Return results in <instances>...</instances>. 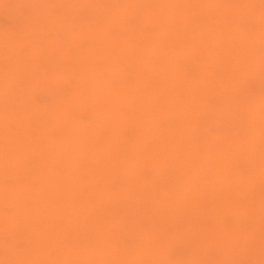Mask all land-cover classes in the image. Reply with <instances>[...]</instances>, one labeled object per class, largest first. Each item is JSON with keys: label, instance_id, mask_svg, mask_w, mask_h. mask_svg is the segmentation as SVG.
I'll list each match as a JSON object with an SVG mask.
<instances>
[{"label": "rangeland", "instance_id": "1", "mask_svg": "<svg viewBox=\"0 0 264 264\" xmlns=\"http://www.w3.org/2000/svg\"><path fill=\"white\" fill-rule=\"evenodd\" d=\"M0 114V264H264V0H0Z\"/></svg>", "mask_w": 264, "mask_h": 264}, {"label": "bare ground", "instance_id": "2", "mask_svg": "<svg viewBox=\"0 0 264 264\" xmlns=\"http://www.w3.org/2000/svg\"><path fill=\"white\" fill-rule=\"evenodd\" d=\"M163 8H164V7H163ZM157 10H158V8H157ZM38 24H39V23H38ZM36 25H37V24H36ZM91 30H92V29H91ZM91 30H90V31H91ZM93 30H94V29H93ZM93 30H92V31H93ZM81 31H82V30H81ZM79 32H80V31H79ZM83 32H84V31H83ZM87 32H88V30H87ZM93 32H96V31L94 30ZM76 33H77V32H75V35H76ZM81 33H82V32H81ZM81 33L78 34V36L81 35ZM97 33H98V32H96V34H97ZM88 34H89V32H88ZM92 34H93V33H92ZM105 34H106V33H105ZM73 35H74V34H72V36H73ZM101 35H102V32H101ZM106 35H107V34H106ZM106 35H104V36H106ZM78 36H76V37L78 38ZM86 36L88 37V35H86ZM91 36H92V35L90 34V37H91ZM94 36H96V35H94ZM94 36H92V38H93ZM102 36H103V35H102ZM79 37H80V36H79ZM98 37H99V35H98ZM69 38H70V37H69ZM99 38L101 39V37H99ZM94 39H95V37H94ZM107 39H108V37L106 38V40H107ZM95 40H96V39H95ZM102 40H103V39H102ZM70 41H71V39L68 41V43H69ZM73 41H75L74 43H76V41H77L76 38H75V40H72V42H73ZM89 42H90V41H89ZM99 42H100V41H99ZM99 42H98V43H99ZM107 42H108V41H107ZM107 42H106V43H107ZM143 42H145V40H144ZM146 42H147V41H146ZM146 42H145V43H146ZM148 42H149V41H148ZM64 43H65V42H64ZM103 43H104V42H103ZM110 43H112V42H110ZM65 44H66V43H65ZM91 44H92V41H91ZM94 44H95V41H94ZM74 45H76V44H74ZM95 45H99V44H95ZM111 45H112V44H111ZM111 45H108V46H111ZM88 46H90V44H88ZM92 46H93V45H92ZM94 47H95V46H94ZM72 48H74V46H72ZM138 48H139V47H138ZM141 48H142V46H141ZM88 49H89V48H88ZM92 49H93V51H94V48H93V47H92ZM102 49H103V48H102ZM104 49H105V48H104ZM106 49H107V48H106ZM139 49H140V48H139ZM99 50H100V49H99ZM103 51H104V50H103ZM103 51H102V53H103ZM107 51H109V50H106V52H107ZM111 51H112V50H111ZM143 51H144V50H143ZM143 51H142V52H143ZM77 52H78V51H77ZM86 52H87V51H86ZM97 52H98V51H97ZM98 53H99V52H98ZM73 54H74V53H73ZM76 54H77V53H76ZM84 54H86V53H84ZM92 54H93V53L91 52V55H92ZM107 54H108V52H107ZM110 54H111V53H110ZM115 54H116V52H115ZM122 54H123V53H122ZM63 55H64V54H63ZM93 55H95V54H93ZM97 55H99V54H97ZM104 55H105V53H104ZM108 55H109V54H108ZM35 56H36V53H35ZM82 56H83V54H82ZM84 56H86V55H84ZM84 56H83V57H84ZM87 56H88V52H87ZM109 56H110V55H109ZM112 56H113V55H112ZM114 56H115V55H114ZM118 56H119V55H118ZM124 56H125V55H124ZM36 57H37V56H36ZM64 57H66V56L64 55L63 58H64ZM74 57H75V55H74ZM107 57H108V56H107ZM115 57H116V56H115ZM50 58H51V57H50ZM50 58H49V59H50ZM78 58H79V57H78ZM109 58H111V57H109ZM120 58H121V57H120ZM123 58H124V57H123ZM125 58H126V57H125ZM38 59H39V58H38ZM80 59H81V58H80ZM126 59H127V58H126ZM126 59H125V60H126ZM47 60H48V59H47ZM77 60H78V59H77ZM81 60H82V59H81ZM81 60H80V61H81ZM48 61H49V60H48ZM110 61H111V59H110ZM112 61H113V60H112ZM114 61H116V60H114ZM76 62H78V61H76ZM81 62H82V61H81ZM81 62H80V63H81ZM80 63H79V65H80ZM76 64H77V63H76ZM112 64H113V63H112ZM112 64H111V66H115V65H112ZM115 64H116V63H115ZM79 65L77 64L76 66H79ZM82 65H83V64H82ZM82 65H81V66H82ZM85 65H86V64H84L83 66H85ZM111 66H110V67H111ZM79 67H80V66H79ZM108 67H109V66H108ZM90 68H91V67H90ZM85 69H86V68H85ZM88 69H89V68H88ZM76 70H77V69H76ZM90 70H92V69H90ZM88 71H89V70H88ZM94 71L96 72L97 70H92L91 72H94ZM99 71H100V70H99ZM15 72H16V71H15ZM38 72H39V71H38ZM111 72H113V71H111ZM36 73H37V72H36ZM50 73H51V72H49V74H50ZM65 73H66V72H65ZM78 73H81V74H82V71H81V72L79 71ZM84 73H85V71H84ZM102 73H103V72H102ZM114 73H116V71H115ZM39 74H40V73H38V75H39ZM41 74H43V73H41ZM41 74H40V75H41ZM49 74H48V75H49ZM59 74H60V73H59ZM99 74H100V73H99ZM118 74H119V73H118ZM118 74H117V75H118ZM7 75H8V74H7ZM13 75H14V77H15V74H13ZM36 75H37V74H36ZM44 75H45V74H44ZM52 75H54V74H52ZM52 75H51V78H54V76L52 77ZM55 75H57V73H56ZM63 75H64V74H63ZM66 75H67V73H66ZM68 75H69V74H68ZM90 75H91V74H90ZM95 75H96V74H95ZM111 75H112V74H111ZM117 75H116V76H117ZM41 76H43V75H41ZM58 76H59V75H58ZM58 76H56V77H58ZM64 76H65V75H64ZM64 76H63V77H64ZM69 76H70V75H69ZM118 76H119V75H118ZM3 77H4V76H3ZM14 77H12V79H13ZM24 77H25V76H24ZM34 77H35V76H34ZM63 77H62V78H63ZM72 77H75V76L73 75ZM76 77H77V76H76ZM86 77H87V75H86ZM89 77H91V76H89ZM119 77H120V76H119ZM5 78H6V77H5ZM32 78H33V77H32ZM37 78H38V77H37ZM46 78H47V77H46ZM48 78H49V77H48ZM84 78H85V77H84ZM96 78H97V77H96ZM103 78L106 79L105 77H102V79H103ZM54 79H55V78H54ZM67 79H68V77H67ZM79 79H82V77H81V78L79 77ZM87 79H88V78H87ZM87 79H86V80H87ZM64 80H66V77H65ZM71 80H72V79H71ZM86 80H85V81H86ZM88 80H89V79H88ZM26 81H28V80H26ZM47 81H48V79H46L45 82H47ZM52 81H53V80H52ZM56 81H58V80H56ZM76 81H77V80H76ZM78 81H79V80H78ZM103 81H105V80H103ZM116 81H117L118 84H119V81H118V80H116ZM4 82H5V81H4ZM43 82H44V81H43ZM45 82H44V83H45ZM48 82H49V81H48ZM59 82L62 83V81H59ZM66 82H67V80H66ZM79 82H80V81H79ZM83 82H84V81H83ZM83 82H82V83H83ZM89 82H92V81H89ZM89 82H88V83H89ZM108 82H109V81H108ZM64 83H65V81H64ZM71 83H72V81H71ZM84 83H85V82H84ZM86 83H87V81H86ZM110 83H111V82H110ZM68 84H69V83H68ZM68 84H66V85H68ZM90 84H91V83H90ZM92 84H94V82H93ZM92 84H91V85H92ZM96 84H97V83H96ZM41 85H42V84H41ZM64 85H65V84H64ZM69 85H70V84H69ZM73 85H74V84H72V86H73ZM79 85H80V83H79ZM99 85L101 86L100 83H99ZM114 85H115V84H114ZM57 86H59V85H57ZM74 86H75V85H74ZM74 86H73V87H74ZM89 86H90V85H89ZM92 86H94V85H92ZM100 86H99V87H100ZM102 86H104V84H102ZM119 86H120V85H119ZM81 87H83V86L81 85ZM86 87H88V86H86ZM109 87H110V86H109ZM109 87H108V88H109ZM114 87H115V86H114ZM53 88H54V87H53ZM57 88H58V87H57ZM61 88H62V87H61ZM61 88H60V89H61ZM66 88H68V87H66ZM66 88H65V89H66ZM70 88H72V87L70 86ZM74 88H76V87H74ZM88 88H90V87H88ZM92 88H93V87H92ZM104 88H105V87H104ZM108 88H107V89H108ZM121 88H122V87H121ZM72 89H73V88H72ZM115 89H116V87H115ZM123 89H124V88H123ZM123 89L121 90V93L123 92ZM75 90H76V89H75ZM89 90H90V89H89ZM113 90H114V89H113ZM119 90H120V89H119ZM7 91H8V90H7ZM73 91H74V89L72 90V93H73ZM76 91H77V90H76ZM70 92H71V91H70ZM97 92H98V91H97ZM97 92H96V93H97ZM105 92H106V91H105ZM109 92H110V91H109ZM59 93H60V92H59ZM59 93H58V94H59ZM61 93H62V92H61ZM67 93H68V94H66V95H69V92H67ZM102 93H103V91H102ZM113 93H114V92H113ZM116 93H117V92H116ZM119 93H120V92H119ZM125 93H127V92H125ZM125 93H124V94H125ZM62 94H63V93H62ZM94 94H95V92H94ZM25 95H26V94H25ZM60 95H61V94H60ZM86 95H87V94H86ZM160 95H161V94H160ZM23 96H24V95H23ZM64 96H65V95H64ZM64 96H62V98H63ZM79 96H81V95H79ZM98 96H99V95H98ZM104 96H105V95H104ZM113 96H114V94H113ZM127 96H128V95H127ZM131 96H132V95H130V97H131ZM135 96H136V95H135ZM138 96H139V95H138ZM145 96H146V95H145ZM88 97H89V96H88ZM92 97H93V96H92ZM95 97H96V96H95ZM101 97H103V96H101ZM101 97H100V98H101ZM124 97H125V99H126V96H125V95H124ZM156 97H157V96H156ZM158 97H159V96H158ZM158 97H157V98H158ZM26 98H27V97H26ZM26 98H25V99H26ZM59 98H60V96H59ZM85 98H87V96L84 97V99H85ZM100 98H99V100H100ZM122 98H123V97H121V99H122ZM112 99L114 100V98H111V100H112ZM125 99H124V100H125ZM130 99H131V98H130ZM135 99H136V98H135ZM135 99H134V100H135ZM142 99H143V98H142ZM68 100H69V99H68ZM74 100H75V99H74ZM81 100H82V97H81ZM106 100H107V99H106ZM106 100H105V101H106ZM116 100H118V99L116 98ZM124 100H122V101H124ZM128 100H129V99H127V100L125 101V103H126V102L128 103ZM64 101H65V100H64ZM90 101H91V100H90ZM151 101H153V100H151ZM151 101H148L149 105H150ZM60 102H61V101H60ZM81 102H82V101H81ZM83 102H85V101H83ZM97 102H98V101H97ZM113 102H114V101H113ZM136 102H137V101H135V103H136ZM139 102H140V101H139ZM153 102L156 103L157 101H153ZM153 102H152V103H153ZM23 103H24V102H23ZM73 103H74V101H73ZM73 103H72V104H73ZM76 103H77V101H76ZM78 103H79V102H78ZM78 103H77V104H78ZM100 103L102 104L103 102H100ZM109 103H110V102H109ZM127 103H126V104H127ZM140 103L142 104L143 102H140ZM145 103H146V101H145ZM145 103H144V104H145ZM154 103H153V104H154ZM70 104H71V102L69 103V105H70ZM87 104L89 105L90 103H87ZM87 104H86V105H87ZM91 104H92V103H91ZM93 104H95V103L93 102ZM115 104H116V102H115ZM118 104H119V103H118ZM118 104H117V105H118ZM120 104H121V103H120ZM123 104H124V103H123ZM126 104H125V105H126ZM129 104H130V103H129ZM129 104H128V105H129ZM133 104H134V103H133ZM156 104H157V103H156ZM75 105H76V104H75ZM88 105H87V107H88ZM105 105H106V104H105ZM105 105H104V106H105ZM110 105H112V104H110ZM139 105H140V104H139ZM157 105H159V103H158ZM157 105H155L154 107H156ZM90 106H91V105H90ZM93 106H94V105H93ZM108 106H109V105H108ZM122 106H123V105H121L120 107H122ZM142 106H143V105H141V107H142ZM164 106H165V105H164ZM6 107H7V106H6ZM96 107H97V106H96ZM112 107H113V106H112ZM128 107H129V106H128ZM133 107H134V106H133ZM136 107H137V106H136ZM136 107H135V108H136ZM145 107H146L147 109L149 108V107H147V105H146ZM150 107H152V105H150ZM67 108L69 109V106H67ZM114 108H116V107H114ZM146 108H145V109H146ZM1 109H2V107H1ZM70 109H71V108H70ZM89 109H90V107H89ZM97 109H98V108H97ZM101 109H102V108H101ZM106 109H108V108L105 107L104 110L106 111ZM110 109H111V108H110ZM110 109H109V110H110ZM121 109H122V108H121ZM132 109H133V108H132ZM156 109H157V111H158V108H157V107H156ZM4 110H5V109H4ZM109 110H108V111H109ZM114 110H115V109H114ZM130 110H131V109H130ZM134 110H135V109H134ZM140 110L142 111V109H140ZM149 110H150V109H149ZM149 110H148V111H149ZM30 111H31V110H30ZM30 111H28V112H29V115H30ZM66 111H67V110H66ZM150 111L152 112V110H150ZM157 111H155L156 114H157ZM1 112H2V110H1ZM31 112H32V111H31ZM112 112H113V111H112ZM136 112H137V109H136ZM144 112H145V111H144ZM101 113H102V112H101ZM110 113H111V112H110ZM115 113H116V112H115ZM123 113H124V112H123ZM132 113H133V112H132ZM2 114H4V113H2ZM66 114H67V113H66ZM104 114H105V113H104ZM108 114H109V113H108ZM108 114H107V115H108ZM137 114H138V113H137ZM137 114H136V115H137ZM146 114H148V112H147ZM154 114H155V113H154ZM156 114H155L156 117H154V118H157V115H156ZM158 114H159V113H158ZM32 115H33V113L31 114V116H32ZM110 115H111V114H110ZM124 115H125V114H124ZM139 115H140V114H139ZM139 115H138V116H139ZM144 115H145V113H144ZM152 115H153V113H152ZM152 115H151V116H152ZM0 116H1V114H0ZM3 116H4V115H3ZM3 116H2V118H3ZM100 116H101V114L99 115V117H100ZM103 116H104V115H103ZM108 116H109V115H108ZM112 116H113V115H112ZM112 116H111V117H112ZM114 116H115V115H114ZM118 116H119V115H118ZM151 116H150V117H151ZM12 117H13V116H12ZM96 117H97V116H96ZM96 117H95V118H96ZM121 117H123V116H121ZM133 117H134V116H133ZM140 117H141V116H140ZM148 117H149V115H148ZM4 118H5V117H4ZM4 118H3V119H4ZM7 118H8V115H7ZM32 118H33V117H32ZM61 118H62V117H61ZM61 118H60V120H61ZM145 118H146V116H145V117L143 116V120H144ZM151 118H152V117H151ZM23 119H24V118H23ZM97 119H98V118H97ZM105 119H106V117H105ZM109 119H110V118H109ZM126 119H128V117H127V118L125 117V121H126ZM146 119H148V118H146ZM0 120H2L1 117H0ZM4 120H5V119H4ZM4 120H3V121H4ZM24 120H25V119H24ZM95 120H96V119H95ZM111 120H112V118H111ZM111 120H110V121H111ZM123 120H124V118H123ZM138 120H139V119H138ZM150 120H151V119H150ZM58 121H59V120H58ZM58 121L56 122V124L58 123ZM66 121H67V120H66ZM102 121H103V120H102ZM119 121L122 122L121 119H120ZM139 121H140V120H139ZM139 121H138V122H139ZM141 121H142V120H141ZM141 121H140V122H141ZM6 122H7V121H6ZM19 122H20V121H19ZM21 122H23V121H21ZM24 122L26 123V121H24ZM24 122H23V124H25ZM28 122H29V121H27V123H28ZM103 122H104V121H103ZM108 122H109V121H108ZM123 122H124V121H123ZM135 122H137V120H136ZM143 122H144V121H143ZM152 122H153V121H152ZM152 122H151V125H152V124L155 125V122H154V123H152ZM1 123H2V121H1ZM8 123H9V122H8ZM8 123H7V125H8ZM93 123L97 125V124H99L100 122L98 123V122L95 121V122H93ZM112 123H114V122H112ZM125 123H126V122H125ZM149 123H150V121H149ZM149 123H148V124H149ZM63 124H64V123H63ZM116 124H117V123H116ZM116 124H115V125H116ZM132 124H133V123H132ZM143 124H144V123H143ZM143 124H142V125H143ZM3 125H4V124H3ZM17 125H18V123H17ZM99 125H100V124H99ZM101 125H103V124H101ZM123 125H124V124H123ZM135 125H136V124H135ZM151 125H150V126H151ZM156 125H157V124H156ZM126 126H127V125H126ZM133 126H134V125H133ZM133 126H132V127H133ZM140 126H141V125H140ZM66 127H67V126H65V128H66ZM94 127H95V126H94ZM104 127H105V126H104ZM137 127H138V129H139V126H137ZM155 127H156V126H155ZM7 128H8V127L6 126V129H4V130L7 131ZM69 128H70V126H69ZM98 128H99V127H98ZM118 128H119V127H118ZM122 128H123V126H122ZM134 128H135V127H134ZM134 128H133V129H134ZM1 129H2V127H1ZM95 129H97V126H96ZM102 129H105V128L102 127ZM111 129H112V127H111ZM114 129H116V127H114ZM114 129H113V130H114ZM151 129H152V131H153V128H151ZM151 129L149 128V129H147V130L150 131ZM68 130H69V129H68ZM97 130H98V129H97ZM97 130H96V131H97ZM100 130H101V127H100ZM100 130H98L99 133H101ZM141 130H142V129H141ZM141 130H140V132H141ZM11 131H12V130H11ZM20 131H21V130H19V132H20ZM65 131H66V130H65ZM70 131H71V130H70ZM110 131H111V130H109V132H110ZM134 131H135V129H134ZM144 131H145V129L143 128L142 132H144ZM154 131H155V129H154ZM154 131H153V133H154ZM67 132H69V131H66V133H67ZM72 132H73V130H72ZM78 132H79V131H78ZM91 132H92V131H91ZM102 132H103V131H102ZM115 132H116V131H115ZM146 132H147V131H146ZM8 133H9V132H8ZM8 133H6V132L3 133V132H2V134H5V135H7ZM23 133H25V132H23ZM73 133H74V132H73ZM83 133H84V132H83ZM99 133H97V134H99ZM103 133H104V132H103ZM103 133H102V135H103ZM106 133H108V132H105V134H106ZM120 133H121V131H120ZM120 133H119V134H120ZM136 133H138V131H135V134H136ZM150 133H152V132H150ZM90 134H92V133H90ZM97 134H96V135H97ZM110 134H112V133H110ZM114 134H115V133H114ZM119 134H118V137H119ZM135 134H134V135H135ZM146 134H147V133H146ZM146 134H145L144 136H146ZM148 134H149V133H148ZM16 135H17V134H16ZM21 135H22V134H21ZM64 135H65V134H64ZM64 135H63V138H64ZM68 135H69V134H68ZM71 135H73V134H71ZM84 135H85V134H84ZM140 135L142 136V133H140ZM149 135H150V134H149ZM2 136H4V135H2ZM79 136H80V135H79ZM79 136H78V137H79ZM86 136H87V135H86ZM103 136H104V135H103ZM113 136H114V135H113ZM155 136H156V133H155ZM12 137H13V136H12ZM22 137H25V135L22 136ZM22 137H21V138H22ZM69 137H70V136H69ZM93 137H94V136H93ZM93 137H91V138L93 139ZM99 137H100L99 139L103 138V137H101L100 134H99ZM122 137H123V136H122ZM137 137H138V136H137ZM137 137H135L134 139L137 141V143H139L138 146H141V145L143 146V145H144V141H142L143 139H140V138L138 137V138L141 140V143H140L139 140L136 139ZM142 137H143V136H142ZM152 137L154 138V135H153ZM160 137H161V135H160ZM160 137H159V135H158V138H159V139H160ZM16 138H17V137H16ZM16 138H14V139L16 140ZM75 138H76V137H75ZM85 138H86V137H85ZM91 138H90V140H89L90 142H89V141H87V142L91 143V142H92ZM95 138H96V136H95ZM105 138H106V137H105ZM109 138H110V137H109ZM120 138H121V136H120ZM120 138H119V139H120ZM143 138H144V137H143ZM153 138L150 137V139L153 140L152 142L155 143L154 140H156V139H155L156 137H155L154 139H153ZM158 138H157V139H158ZM14 139H13V140H14ZM26 139H27V138H25V140H26ZM64 139H65V138H64ZM64 139H63V140L60 139V140H61V141H65L66 139H65V140H64ZM71 139H73V137H72ZM76 139H77V138H76ZM88 139H89V138H87V140H88ZM113 139H114V138H113ZM123 139H124V137H123ZM159 139H158V140H159ZM5 140H8V138L5 139V137H4V140H3V141H5ZM13 140H12V141H13ZM52 140H54V139H52ZM96 140H97V141H96ZM96 140H95V142L97 143V142H98V139H96ZM101 140H102V139H101ZM114 140H115V139H114ZM124 140H125V139H124ZM146 140H148V139L146 138ZM16 141H17V140H16ZM18 141H19V140H18ZM50 141H51V138H50ZM50 141H49V144H48V145H52V143H55V142H56L55 144H57V142H58L57 140H56L55 142H54V141H53V142H52V141L50 142ZM78 141H79V140H78ZM93 141H94V140H93ZM104 141H105V140H104ZM104 141H103V142H104ZM136 141H135V142L133 141V145H134V143L136 144ZM5 142H6V141H5ZM8 142H9V141H8ZM19 142H21V140H20ZM22 142H24V141L22 140ZM31 142H32V141H30L29 143H31ZM33 142H34V141H33ZM33 142H32V143H33ZM65 142H66V141H65ZM67 142H68V141H67ZM72 142H73V140H72ZM72 142H70V143H72ZM75 142H76V141H75ZM80 142H81V140H80ZM119 142H121V141L119 140ZM126 142H127V141H126ZM126 142H125V143H126ZM12 143H13V142H12ZM12 143H11V144H12ZM25 143H27V142H25ZM34 143H35V142H34ZM37 143H39V142L36 141L35 145H36ZM61 143H63V142H61ZM70 143H69V144H70ZM89 143H88L87 145L89 146V148H92V147H90V146H92V144L89 145ZM109 143H110V142H109ZM109 143H108V144H109ZM125 143L123 142L122 144H125ZM142 143H143V144H142ZM13 144H14V143H13ZM16 144H17V143H16ZM39 144H40V143H39ZM103 144H104V143H103ZM112 144H113V146H114L115 144H117V142H113ZM126 144H127V143H126ZM149 144H150V143H149ZM18 145H19V144H18ZM21 145H22V143L20 144V146H21ZM59 145H62V144H59ZM67 145H68V144H67ZM70 145H71V144H70ZM73 145H74V143H73ZM78 145H79V144H78ZM95 145H96V144H95ZM106 145H107V144H106ZM130 145H131V144H130ZM130 145L128 144V145H126L125 147L128 146V148L130 149L131 147H133V146L130 147ZM153 145H154V144H153ZM2 146H4V148L6 147L5 144H2ZM9 146H11V145H9ZM9 146H8V147H9ZM33 146H34V144H33ZM39 146H40V145H39ZM52 146H53V145H52ZM98 146H99V145H98ZM100 146H101V145H100ZM100 146H99V147H100ZM108 146H109V145H108ZM113 146H112V147H113ZM115 146H118V145H115ZM135 146H136V145H135ZM154 146H155V145H154ZM161 146H162V145H159V146H158V149L161 148ZM16 147H17V145H16ZM37 147H38V146H37ZM55 147H56V146H55ZM58 147H59V146H58ZM58 147H57V149H56L57 152H58V151H62V150H60V148H58ZM76 147H77V146H76ZM76 147H75V148H76ZM93 147H94V145H93ZM101 147H102V149H103V146H101ZM101 147H100V148H101ZM143 147H144V146H143ZM156 147H157V145H156ZM24 148H25V146H24ZM47 148H48V147H47ZM47 148H46L45 150H47ZM62 148H63V149L66 148V147L64 146V143H63V147H62ZM84 148H85V144H84ZM84 148H82L81 151H84V150H83ZM89 148H88V149H89ZM108 148H109V147H108ZM118 148H119L120 150H122V149H121L122 147H121V148L118 147ZM139 148H140V147H139ZM141 148H142V147H141ZM145 148H148V147L145 146ZM145 148H144V149H145ZM7 149H8V148H7ZM7 149H6V150H7ZM10 149H12V146H11ZM27 149H28V148H27ZM34 149H35L36 151L38 150L37 148H35V146L33 147V150H34ZM49 149H51V147H50ZM52 149H53V148H52ZM52 149L50 150V153H51ZM68 149L73 150V149H71V147H69V145L67 146V150H68ZM93 149H94V148H93ZM93 149H92V150H93ZM106 149H107V148H106ZM111 149L114 150V148H111ZM111 149H110V153H111V151H112ZM116 149H117V148H116ZM150 149H151V148H150ZM150 149H149V150H150ZM166 149H167V148H166ZM4 150H5V149H4ZM16 150H17V149H16ZM16 150H15V151H16ZM19 150H20V147H19ZM43 150H44V149H43ZM54 150H55V148H54ZM97 150L99 151L100 149H99V148H98V149L95 148V151H97ZM142 150H143V148H142ZM142 150L139 151V153L144 151V150H143V151H142ZM149 150H148V152H149ZM153 150H154V149H153ZM10 151H11V150H10ZM10 151H9V152H10ZM30 151H31V150H30ZM65 151H66V149H65ZM95 151H94V152H95ZM100 151H101V150H100ZM100 151H99V152H100ZM108 151H109V150H108ZM126 151H127V150L124 149V152H126ZM156 151H158V150H156ZM12 152H13V150H12ZM18 152H19V151L15 152V154L18 153ZM31 152H32V151H31ZM34 152H35V151H34ZM38 152H39V150H38ZM40 152L42 153V151H40ZM40 152H39V153H40ZM44 152H45V151H44ZM46 152H47V151H46ZM66 152H67V155H68V151H66ZM66 152H65V154H66ZM78 152H79V151H78ZM78 152H77V153H78ZM94 152H93V153H94ZM106 152H107V150H106ZM113 152H114V151H113ZM150 152H151V150H150ZM152 152H153V151H152ZM1 153H2V152H1ZM6 153H7V152H6ZM50 153H49V154H50ZM58 153H60V152H58ZM58 153H57V154L55 153L54 156L56 157V155H58ZM62 153H63V152H62ZM71 153H72V152H71ZM73 153H74V151H73ZM85 153H86V152L84 151V153H82V154H85ZM87 153H88V150H87ZM108 153H109V152H108ZM115 153L117 154V151H115ZM119 153H120V152H119ZM119 153H118V155H119ZM121 153H122V151H121ZM135 153H137L136 150H135ZM146 153H147V150H146ZM153 153H154V152H153ZM3 154H4V151H3ZM3 154H2V155H3ZM8 154H9V153H8ZM25 154H26V153H25ZM44 154H45V153H44ZM49 154H48V155H49ZM51 154H52V153H51ZM63 154H64V153H63ZM65 154H64V157H65ZM80 154H81V153H80ZM80 154H78V155H80ZM90 154H91V151H90ZM102 154H103V153H102ZM126 154H127V152H126ZM23 155H24V154H23ZM27 155H28V157H29V151H28V154H27ZM30 155H33V154L30 153ZM60 155H61V154H60ZM69 155H70V153H69ZM69 155H68V156H69ZM96 155H97V153H96ZM96 155H95V156H96ZM100 155H101V153H100ZM123 155H124V153H123ZM138 155H140V154H138ZM142 155H145V153L142 154ZM150 155H151V154H150ZM155 155H156V154H155ZM155 155H153V157L150 158V159H153V158H154L153 161H156V159H155V157H154ZM3 156H4V155H3ZM6 156H7V154H6ZM12 156H14V154H13ZM19 156H20V155H19ZM25 156H26V155H25ZM33 156H34V155H33ZM41 156H43V154H42V155H39L40 159H41ZM51 156H52V155H51ZM70 156H72L71 159H72V161H74L75 158H73V154L70 155ZM84 156H85V159H86V158H87V157H86L87 155H84ZM84 156H82V157H84ZM101 156H102V155H101ZM140 156H141V155H140ZM147 156L149 157V155H147ZM147 156H146V157H147ZM151 156H152V155H151ZM157 156H158V155H157ZM21 157H22V156H21ZM28 157H27V158H28ZM31 157H32V156H31ZM55 157H54V158H55ZM90 157H91V155H90ZM92 157H94V155H93ZM97 157H98V156H97ZM104 157H105V153H104V156H103L102 158H104ZM113 157H114V156H113ZM113 157H112V158H113ZM141 157H142V156H141ZM159 157H160V156H158L157 158H159ZM19 158H20V157H19ZM19 158H18V159H19ZM22 158H23V157H22ZM35 158H36V157H35ZM35 158H34V159H35ZM49 158H50V156H49ZM54 158H53V159H54ZM62 158H63V156H62ZM67 158H68V157H67ZM105 158H106V157H105ZM105 158H104V160H105ZM109 158H110V156L108 155V157H107L106 159H109ZM117 158H118V157L116 156L115 159H117ZM126 158H127V157H126ZM137 158H138V157H137ZM137 158H136V159H137ZM0 159H1V158H0ZM6 159H7V157L5 158V156H4L3 161H4V160L6 161ZM12 159H14V158H12ZM25 159H26V158H25ZM40 159H39V161H40ZM57 159L59 160L58 157H57ZM60 159H61V158H60ZM69 159H70V158H69ZM78 159H81V157L78 158ZM88 159H89V157H88L87 160H85V161H84V160H80V161L78 160V161H79V162H81V161H83V162L88 161V162H89L90 160H88ZM90 159H92V158H90ZM95 159H96V157H95ZM99 159H100V158H99ZM115 159H111V160H115ZM15 160H16V159H15ZM15 160H14V161H15ZM27 160H29L28 162H30V161H31V158H29V159H27ZM58 160H55V162L57 161V163H58V162H59ZM65 160H66V159H65ZM75 160H77V159H75ZM92 160H93V159H92ZM97 160H98V159H97ZM97 160L95 161L96 163H97ZM111 160H110V162H111ZM127 160H128V159H126V160H124V161L126 162ZM133 160H134V159H133ZM133 160H132V162H133ZM146 160H147V159H146ZM39 161H38V162H39ZM61 161H62V160H61ZM68 161H69V163L72 162V161H70V160H68ZM98 161H99V160H98ZM115 161H116V160H115ZM124 161H123V162H124ZM148 161H150V160H148ZM153 161H152V162H153ZM159 161H161L160 158H159ZM9 162H10V161H9ZM16 162H17V160H16ZM22 162H23V161H21V163H22ZM25 162H26V161H25ZM32 162H33V161H32ZM32 162L29 163V167H32V166H30V165L32 164ZM52 162H53V161H52ZM52 162H50V163H52ZM74 162H75V161H74ZM74 162H73V163H74ZM83 162H82V163H83ZM100 162H102V161H100ZM105 162H106V161H105ZM107 162H109V161L107 160ZM107 162H106V163H107ZM157 162H158V161H156L155 163H157ZM21 163H20V164H21ZM36 163H37V162H36ZM39 163H40V162H39ZM60 163H61V162H60ZM63 163H64V162H63ZM65 163H66V165H67V161H66ZM65 163H64V164H65ZM76 163H77V162H76ZM106 163H105V164H106ZM112 163L114 164V162H112ZM26 164H27V162H26ZM37 164H38V163H37ZM40 164H41V163H40ZM79 164H80V163H79ZM93 164H94V163H93ZM109 164H111V163H109ZM115 164H117V163H115ZM115 164H114V165H115ZM148 164H150V163H148ZM27 165H28V164H27ZM96 165H98V164H96ZM99 165H100V163H99ZM106 165H107V164H106ZM126 165H127V164H126ZM23 166H26V165L23 164ZM23 166L21 165V167H23ZM37 166H38V165H37ZM91 166H92V165H91ZM108 166H109V165H108ZM112 166H113V165H112ZM117 166H118V165H117ZM153 166H155V165L153 164ZM159 166H160V165H159ZM159 166L157 167V168H158V171H159ZM26 167H27V166H26ZM26 167H25V168H26ZM29 167H28V169H29ZM33 167H34V166H33ZM33 167H32V168H33ZM63 167L66 169L65 166H63ZM73 167H74V166H73ZM81 167H82V165H81ZM83 167H84V166H83ZM105 167H106V166H105ZM115 167H116V166H115ZM127 167H128V165H127ZM35 168L38 169L39 167L37 168V167L35 166ZM84 168H85V167H84ZM86 168H87V167H86ZM102 168H103V167H102ZM119 168H120V167H118V169H119ZM128 168H130V167H128ZM154 168H155V167H154ZM21 169H24V168H21ZM42 169H43V167H42ZM73 169H74V168H73ZM87 169H88V168H87ZM87 169H86V170H87ZM96 169H98V167H97ZM112 169H113V168H112ZM130 169H131V168H130ZM155 169H156V168H155ZM163 169H164V168H163ZM30 170H31V169H30ZM30 170H29V171H30ZM75 170H76V169H75ZM83 170H84V169H83ZM86 170H84V173H85ZM98 170H99V169H98ZM100 170H101V165H100ZM121 170H122V168H121ZM131 170L133 171V169H131ZM161 170H162V169H161ZM23 171L26 172V171H28V170L26 169V170H23ZM31 171H32V170H31ZM38 171L40 172L39 169H38ZM70 171H74V170H70ZM87 171H88V170H87ZM87 171H86V172H87ZM113 171H114V170H113ZM122 171H123V170H122ZM125 171H126V174L128 175L127 172H129V170H127V169L125 168ZM162 171H164V170H162ZM165 171H166V170H165ZM76 172H78V171H76ZM89 172H91V171H89ZM89 172H87V173H89ZM99 172H100V171H99ZM99 172H98V173H99ZM123 172H124V171H123ZM41 173H42V172H41ZM107 173H108V172H107ZM133 173H134V172H133ZM158 173H160V172H158ZM43 174L45 175L46 173L43 172ZM67 174H68V173H67ZM89 174H90V173H89ZM105 174H106V173H105ZM112 174H116V173H112ZM119 174H120V173H119ZM131 174H132V172H131ZM170 174H171V173H170ZM39 175H40V174H39ZM44 175H43V178L45 177ZM87 175H88V174H87ZM97 175H98V174H97ZM97 175H96V176H97ZM129 175H130V174H129ZM160 175H161V173H160ZM67 176H68V175H67ZM72 176H74V175H72ZM99 176H100V174H99ZM107 176H108V175H107ZM110 176L112 177L113 175H110ZM117 176H118V175H117ZM132 176H133V175H132ZM68 177L70 178V176H68ZM136 177H137V176H136ZM154 177H155V176H154ZM156 177H157V176H156ZM165 177H166V176H165ZM165 177H164V178H165ZM172 177H173V176H172ZM39 178H41V176H40ZM45 178H46V177H45ZM71 178H72V177H71ZM84 178H85V177H84ZM84 178H83V179H84ZM94 178H95V177H94ZM125 178H126V177H125ZM128 178H129V177H128ZM128 178H126V180H127ZM132 178H133V177H132ZM132 178H131V179H132ZM160 178H161V176H160ZM167 178H169V177H166V179H167ZM174 178H175V177H174ZM174 178H173V179H174ZM41 179H42V178H41ZM41 179H40L39 181H42V183H43L44 179H43V180H41ZM49 179H50V178H49ZM49 179H46V181H48ZM53 179H54V177H53ZM83 179H82V181H84ZM86 179H87V178H86ZM121 179H123V178H121ZM131 179H130V180H131ZM133 179H134V178H133ZM157 179H159V177L156 178V180H157ZM176 179H178V178H175L174 180H176ZM51 180H52V179H51ZM58 180H60V179H58ZM87 180H88V179H87ZM95 180H96V179H95ZM97 180H98V179H97ZM97 180L94 181V182L97 183V182H98ZM128 180H129V179H128ZM128 180H127V181H128ZM168 180H169V179H168ZM55 181H56V180H55ZM85 181H86V180H85ZM88 181H89V180H88ZM90 181H91V180H90ZM120 181H121V180H120ZM134 181H135V180H134ZM137 181H138V180H137ZM154 181H155V180H154ZM157 181H158V180H157ZM166 181H167V180H166ZM169 181H170V180H169ZM50 182H51V181H50ZM50 182H49V183H50ZM58 182H59V181H58ZM132 182H133V180L131 181V183H132ZM158 182H160V181H158ZM164 182H165V181H164ZM42 183H41V184H42ZM44 183H45V182H44ZM46 183H47V182H46ZM49 183H47V187H48V188H50ZM71 183H72V182H71ZM73 183H74V182H73ZM76 183H77V180H76ZM78 183H79V181H78ZM80 183H81V181H80ZM80 183H79V184H80ZM86 183H87V181H86ZM137 183H138V182H137ZM56 184H57V183H56ZM81 184H82V183H81ZM113 184H114V183H113ZM123 184H124V182H123ZM134 184H136V182H135ZM156 184H157V183H156ZM156 184H155V185H156ZM170 184H171V182H169V185H170ZM176 184H177V183H176ZM45 185H46V184H45ZM57 185H58V184H57ZM70 185H71V184H70ZM54 186H55V184H54ZM74 186H76V185H73L72 187L74 188ZM78 186H80V185H78ZM117 186H118V185H117ZM130 186H131V185H130ZM157 186H158V184H157ZM40 187H41V186H40ZM51 187H52V185H51ZM99 187H100V185L98 186V188H99ZM150 187H151V186H150ZM53 188H54V187H52V189H53ZM55 188H56V187H55ZM68 188H69V187H67V190H70V188H69V189H68ZM73 188H71V189L74 191L75 189H73ZM98 188H97L96 190H98ZM158 188H159V187H157L156 189L154 188V189L157 190ZM162 188H163V187H162ZM175 188H176V187H175ZM41 189H42V188H41ZM41 189H39V191H40ZM52 189H51V190H52ZM79 189H81V187H80ZM101 189H102V188L100 187V190H101ZM154 189H153V190H154ZM44 190H45V188H44ZM44 190H43V192H44ZM49 190H50V189H49ZM100 190H98L96 193H98V192H99V193L102 192V191H100ZM127 190H128V189H127ZM148 190H149V189H148ZM163 190H164L163 194L166 193V192H165V189H162V191H163ZM172 190H173V189H172ZM62 191H65V188H64V190H62ZM70 191H71V190H70ZM80 191H81V190H80ZM128 191H129V190H128ZM176 191H177V190H176ZM54 192H55V189L53 190V193H54ZM59 192H61V191H59ZM59 192H58V193H59ZM66 192H67V191H66ZM93 192H95V191H93ZM129 192H130V191H129ZM147 192L149 193V191H147ZM150 192H151V191H150ZM167 192L170 193L169 191H167ZM171 192H172V191H171ZM173 192H175V191H173ZM49 193H50V192H49ZM53 193H51V195H49V197H51V198H50V201L52 200V197H54V194H53ZM61 193H62V192H61ZM96 193H94L93 195H95ZM99 193H98V195H99ZM148 193H147V194H148ZM155 193H156V192H155ZM161 193H162V192H161ZM168 193H167V194H168ZM39 194H41V193H39ZM55 194H57V193L55 192ZM64 194H65V192H64ZM72 194L74 195L73 192H72ZM152 194H154V192H153ZM176 194H177V193H176ZM32 195H33V194H32ZM47 195H48V194H47ZM66 195H67V194H66ZM69 195H70V194H69ZM100 195H101V194H100ZM100 195H99V196H100ZM102 195H103V194H102ZM104 195H105V194H104ZM104 195H103V196H104ZM149 195H150V194H149ZM37 196H38V195H37ZM40 196H42V195H39V197H40ZM44 196H45V195H44ZM71 196H72V195H71ZM95 196H96V195H95ZM122 196H123V195H121V197H122ZM49 197H48V198H49ZM73 197L76 198V195H75V196H72V198H73ZM117 197H119V196H117ZM121 197H120V198H121ZM147 197H148V195H147ZM162 197H163V196H162ZM162 197H161V198H162ZM168 197H169V195H168ZM171 197H172V196H171ZM174 197H175V196H173V198H174ZM35 198H37V197H35ZM48 198H47L46 200H48ZM65 198H66V200H67V196H65ZM72 198H70V199H72ZM103 198H104V197H103ZM164 198H165V197H164ZM41 199H42V198H41ZM41 199H40V200H41ZM70 199H69V197H68V201L71 202ZM78 199H79V198H78ZM72 200H73V199H72ZM80 200H81V199H80ZM80 200H79V202H81ZM161 200H162V199H161ZM169 200H170V199H168L167 202H168V203H171V202H169ZM68 201H67V202H68ZM83 201H84V200H83ZM83 201H82V203H83ZM101 201H102V199H101ZM170 201H171V200H170ZM175 201H176V200H175ZM175 201H173V203H174ZM47 202H49V201H47ZM79 202H78V203H79ZM99 202H100V201H99ZM160 202H161V201H160ZM160 202H158V203H160ZM85 204H86V203H85ZM152 204H153V203H152ZM45 205H46V204H45ZM154 205H156V206L159 205L158 207H160V204H157V202H156V204H154ZM169 205H170V204H169ZM80 206H82V204H81ZM146 206H148V205L145 204L144 207H146ZM167 206H168V205H167ZM172 206H173V205H172ZM84 207H85V206H84ZM148 207H149V206H148ZM148 207H147V208H148ZM150 207H151V206H150ZM71 208H72V207H71ZM75 208H76V207H75ZM81 208H82V207H81ZM43 210H44V209H43ZM45 210H46V209H45ZM100 210H102V209H100ZM41 211H42V210H41ZM103 211L105 212V209H103ZM145 211H146V210H145ZM39 212H40V211H39ZM43 212H44V211H43ZM51 212H53V210H51ZM140 212H142V211L140 210ZM41 213H42V212H41ZM94 213H95V212H94ZM98 213H99V212H98ZM102 213H103V212H102ZM145 213H146V212H145ZM142 214H143V213H142ZM51 215H52V214H51ZM51 215H50V216H51ZM98 215H99V216H98L97 218L100 217V214H98ZM140 215H141V214H140ZM140 215H139V216H140ZM139 216H138V217H139ZM52 217H54V216L52 215ZM144 217H146V215H145ZM95 218H96V217H95ZM95 218H93V219H95ZM99 219H100V218H99ZM99 219H98V220H99ZM100 222H103V221L100 220ZM100 222H99V223H100ZM103 224H104V222H103ZM108 226H109V224H108ZM136 232H138V231H135L134 233H136ZM132 233H133V232H132ZM140 233H141V232H140ZM137 234H138V233H137ZM133 236H134V235H133ZM133 236H132V237H133ZM139 238H141V237L139 236ZM131 239H133V238H131ZM137 239H138V238H137ZM139 240H140V239H139ZM135 241H136V240H135ZM107 242H108V241H107ZM140 242H141V241H140ZM134 243H135V242H134ZM105 245H106V244H105ZM103 250H104V249H103ZM101 251H102V250H101ZM101 251H100V252H101ZM89 253H90V252H89ZM108 253H109V252H108ZM108 253L105 252L104 256H105L106 254H108ZM101 254H102V253H100V255H101ZM115 254H116V253H115ZM111 255H113V252H112ZM119 255H120V254H119ZM102 256H103V255H102ZM102 256H101V258H103ZM121 256H122V255H121ZM110 257H111V256H110ZM88 258H89V257H88ZM105 258L107 259L108 257H105ZM109 259H110V258H109ZM102 260H104V258H103ZM112 260H113V258H112ZM88 261H89V260H88ZM104 261H106V260H104ZM109 261H111V259H110ZM114 261H115V260H114ZM117 261H118V260H117ZM111 263H113V262H111ZM111 263H109V264H111ZM124 263H125V262H124Z\"/></svg>", "mask_w": 264, "mask_h": 264}]
</instances>
